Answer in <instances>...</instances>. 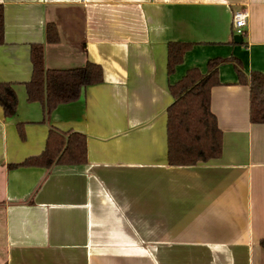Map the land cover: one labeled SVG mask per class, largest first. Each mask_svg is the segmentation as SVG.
<instances>
[{"label": "crops", "instance_id": "obj_1", "mask_svg": "<svg viewBox=\"0 0 264 264\" xmlns=\"http://www.w3.org/2000/svg\"><path fill=\"white\" fill-rule=\"evenodd\" d=\"M0 264H264V125L249 121V88L232 63L218 68L210 109L220 158L167 163L168 85L210 59L236 58L264 74V0H0ZM248 21L234 42L231 16ZM52 24L57 41H46ZM192 48L167 76V44ZM46 70L100 66L102 81L43 121L29 103L30 52ZM18 124L21 125L19 130ZM50 130L83 134L86 162L8 168L45 148Z\"/></svg>", "mask_w": 264, "mask_h": 264}, {"label": "trees", "instance_id": "obj_2", "mask_svg": "<svg viewBox=\"0 0 264 264\" xmlns=\"http://www.w3.org/2000/svg\"><path fill=\"white\" fill-rule=\"evenodd\" d=\"M46 41H57L56 29L46 26ZM4 44V12L0 5V46ZM192 44H167V76L174 74L182 64L184 55ZM31 77L24 83L27 102H37L43 109V121L61 104L77 100L81 91L102 81L100 66L87 63L82 68L53 71L43 64V47L33 45L30 52ZM223 63H232L240 84L249 88V121L264 125V74L251 72L245 76L241 63L233 57L210 59L206 71L188 69L177 82L168 85L173 99L166 109L167 163L169 166H194L220 158L222 132L210 109V90L220 84L218 68ZM0 107L5 118L16 113L17 97L10 83H0ZM19 130L21 125L18 124ZM86 162V138L83 134L50 130L44 150L36 156L26 158L18 165L8 168L37 167L50 169L55 165L77 166ZM259 246L264 255V237Z\"/></svg>", "mask_w": 264, "mask_h": 264}, {"label": "built area", "instance_id": "obj_3", "mask_svg": "<svg viewBox=\"0 0 264 264\" xmlns=\"http://www.w3.org/2000/svg\"><path fill=\"white\" fill-rule=\"evenodd\" d=\"M248 21V13L244 9L236 10L231 16V30L234 36L243 37Z\"/></svg>", "mask_w": 264, "mask_h": 264}, {"label": "water", "instance_id": "obj_4", "mask_svg": "<svg viewBox=\"0 0 264 264\" xmlns=\"http://www.w3.org/2000/svg\"><path fill=\"white\" fill-rule=\"evenodd\" d=\"M238 39H239V37L234 36V39L233 40H234L235 43H237L238 42Z\"/></svg>", "mask_w": 264, "mask_h": 264}]
</instances>
